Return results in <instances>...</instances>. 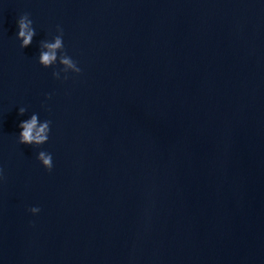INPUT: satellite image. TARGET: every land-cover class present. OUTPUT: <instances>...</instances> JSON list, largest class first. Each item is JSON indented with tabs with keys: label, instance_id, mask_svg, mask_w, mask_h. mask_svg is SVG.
<instances>
[{
	"label": "water",
	"instance_id": "water-1",
	"mask_svg": "<svg viewBox=\"0 0 264 264\" xmlns=\"http://www.w3.org/2000/svg\"><path fill=\"white\" fill-rule=\"evenodd\" d=\"M0 264H264V0H0Z\"/></svg>",
	"mask_w": 264,
	"mask_h": 264
},
{
	"label": "clouds",
	"instance_id": "clouds-1",
	"mask_svg": "<svg viewBox=\"0 0 264 264\" xmlns=\"http://www.w3.org/2000/svg\"><path fill=\"white\" fill-rule=\"evenodd\" d=\"M32 23L33 22L29 19V15L27 13L21 15L17 21L18 32L16 39L21 41V49L29 46L36 34L35 29L32 27ZM56 32L57 35L52 38L51 42H41V51L38 56V63L44 68H49L50 66L56 65L58 62L61 67L58 70H53L52 76L55 79H60L61 73H64L63 79L67 80L69 78L67 75L69 72L79 75L82 69L78 66L77 62L68 56L64 51L63 29L59 25L56 27ZM47 98L48 97H46V99ZM25 111L26 109L24 107L19 108L18 115H23ZM50 124L51 121L45 120L40 122L38 115L32 114L29 119L18 125L21 131L17 136V143L35 146L46 143L49 138ZM36 159L45 170H52L53 161L50 153L40 151L36 156ZM28 211L32 214H36L40 211V209L38 207H31Z\"/></svg>",
	"mask_w": 264,
	"mask_h": 264
}]
</instances>
